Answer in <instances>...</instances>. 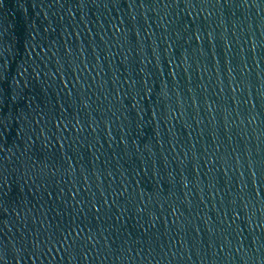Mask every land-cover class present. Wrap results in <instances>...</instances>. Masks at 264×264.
<instances>
[{
    "label": "water",
    "instance_id": "95a60500",
    "mask_svg": "<svg viewBox=\"0 0 264 264\" xmlns=\"http://www.w3.org/2000/svg\"><path fill=\"white\" fill-rule=\"evenodd\" d=\"M0 264H264V0H0Z\"/></svg>",
    "mask_w": 264,
    "mask_h": 264
}]
</instances>
